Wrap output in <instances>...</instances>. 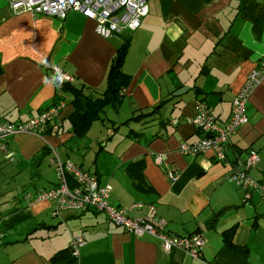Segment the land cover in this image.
I'll return each mask as SVG.
<instances>
[{
	"label": "crops",
	"instance_id": "crops-1",
	"mask_svg": "<svg viewBox=\"0 0 264 264\" xmlns=\"http://www.w3.org/2000/svg\"><path fill=\"white\" fill-rule=\"evenodd\" d=\"M9 1L0 0V116L22 122L50 108L60 93L56 68L74 82L44 137H14L15 161L0 157V171L23 188L16 199L0 200V264H264V204L257 192L247 198L233 178L239 156L254 150L261 162L251 176L264 182V81L248 104V124L227 145L226 163L179 151L203 137L188 123L199 103L219 123L229 121L233 100L264 58V0H149L140 28L113 39L99 36L96 23L78 11L65 20L14 14ZM124 45L127 83L101 119L75 134L76 96H104ZM55 151L95 172L113 205L140 204L129 217L164 218L178 236L202 233V257L167 253L101 212L55 217L52 202L26 200L55 188ZM171 171L181 176L174 184ZM79 237L86 244L74 261L68 250Z\"/></svg>",
	"mask_w": 264,
	"mask_h": 264
},
{
	"label": "built area",
	"instance_id": "built-area-1",
	"mask_svg": "<svg viewBox=\"0 0 264 264\" xmlns=\"http://www.w3.org/2000/svg\"><path fill=\"white\" fill-rule=\"evenodd\" d=\"M9 7L14 14L28 13L35 17L48 16L65 20L69 12L78 11L87 19L96 23V32L104 39H113L130 35L140 28L142 20L149 14V0H10ZM56 78L62 82L72 84L74 78L61 69H55ZM264 81V58L249 74L245 85L233 100L232 114L226 123H219L213 110L206 102L197 106L195 115L188 121L203 136L198 142L183 143L180 153L183 156L198 157L211 154L221 163L227 162V145L230 140L248 124V104L256 89ZM66 107L65 96L60 92L53 105L41 112L37 117L22 122L6 121L0 116V157L8 163L15 161V152L11 140L17 136L44 137L50 124L60 116ZM175 126L181 121L174 119ZM261 162L258 152L251 150L241 154L236 162L233 178L238 186L247 193V198L253 192L260 195L264 204V182L255 180L251 171ZM56 173V186L36 196L26 195L25 199L46 200L54 204L53 216H59L61 211L85 212L94 210L104 213L109 220L127 233L136 236H151L161 246L163 251L169 253L174 249L182 250L186 255L200 259L206 239L200 232L178 236L167 230L168 221L161 217L131 218L128 213L134 207L122 208L111 203V191L103 186L97 174L87 170L71 160H63L55 151L51 161ZM172 183L180 179V174L169 172ZM71 180L75 187L70 185ZM3 236L0 234V242ZM86 244L82 237L71 243L72 254L75 258L80 256V249Z\"/></svg>",
	"mask_w": 264,
	"mask_h": 264
},
{
	"label": "trees",
	"instance_id": "trees-1",
	"mask_svg": "<svg viewBox=\"0 0 264 264\" xmlns=\"http://www.w3.org/2000/svg\"><path fill=\"white\" fill-rule=\"evenodd\" d=\"M126 49L127 45H124L119 49V54L114 60L109 73L108 90L103 94V97L95 99L92 96H87L82 93L81 95L76 96L74 104L77 109V121L73 127L75 134L82 135L86 132L87 128L94 120L102 118L101 113L104 112L106 105L119 97L121 89L127 83L126 75L122 70V61ZM54 81L57 84L59 91L63 94L66 91H71L73 89L72 84L62 82L56 78V76L54 77ZM231 238L232 232H229L226 235V241L231 242ZM68 253L75 261L76 258L72 254L71 247L69 248ZM60 259V257H57L54 261H57L58 263Z\"/></svg>",
	"mask_w": 264,
	"mask_h": 264
},
{
	"label": "rangeland",
	"instance_id": "rangeland-1",
	"mask_svg": "<svg viewBox=\"0 0 264 264\" xmlns=\"http://www.w3.org/2000/svg\"><path fill=\"white\" fill-rule=\"evenodd\" d=\"M8 164H12V163H8ZM46 164H48V161L46 162ZM5 167L7 168L8 165ZM4 173H6V171L4 170L0 171V191L5 192L4 194L5 196H1L0 200L2 201L3 199L7 197V195H9V197L6 199L11 201V200L16 199L21 193H23V188L21 186L22 185L21 181H18V180L16 182H13V185H12L11 178L10 177L6 178V174Z\"/></svg>",
	"mask_w": 264,
	"mask_h": 264
}]
</instances>
